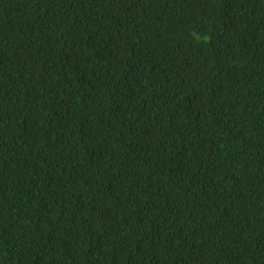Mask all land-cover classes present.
Listing matches in <instances>:
<instances>
[{"label": "trees", "instance_id": "obj_1", "mask_svg": "<svg viewBox=\"0 0 264 264\" xmlns=\"http://www.w3.org/2000/svg\"><path fill=\"white\" fill-rule=\"evenodd\" d=\"M0 264H264V0H0Z\"/></svg>", "mask_w": 264, "mask_h": 264}]
</instances>
